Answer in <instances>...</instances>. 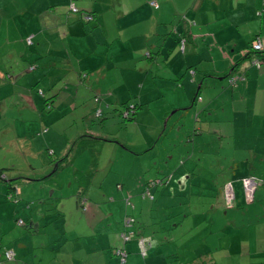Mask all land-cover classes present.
Returning a JSON list of instances; mask_svg holds the SVG:
<instances>
[{
	"label": "rangeland",
	"instance_id": "1",
	"mask_svg": "<svg viewBox=\"0 0 264 264\" xmlns=\"http://www.w3.org/2000/svg\"><path fill=\"white\" fill-rule=\"evenodd\" d=\"M187 1L192 3L193 0H175L174 3L183 6ZM185 13L182 12V18ZM173 17L175 20V13ZM93 33L91 37L96 39ZM187 45L191 48L189 43ZM75 46L71 71L52 73V78L62 75L55 88L51 89L52 83L36 87L24 85L27 88L12 85L0 92V167H15L5 170L0 177V255L4 258L8 250L17 254V261L6 264H36L43 257H46L44 264L50 263L48 258L56 257L60 250L56 249L57 242L50 252L48 249L53 239L60 237L59 231L68 227H72L71 236L78 232L74 240L81 242L84 238L85 245L99 249L104 234L109 239L116 238L114 229L122 224L126 229L131 224L128 219H134L133 227L146 231L145 236L152 241L154 238L155 244L151 250L150 245L142 246L136 239L126 243L121 235L117 247L126 248V253L130 252L128 258L136 256L135 264H257L256 254L248 244L254 241L256 229L263 227L260 224H264V199L257 200L256 194V201L249 203L244 179L254 176L261 182L264 180V133L253 124L251 116H235L238 107H245L242 100L243 104L239 101L235 108L226 102L227 94L222 93L233 91L229 74L221 80L222 74L209 72L205 83L208 88H202L199 93L202 98L196 102L194 97L184 101L189 106L195 103L188 111L177 110L179 106L171 108L169 103L174 102L178 98L177 91L183 89L179 81L158 78L155 82L152 73L150 76L147 72L140 74L130 67L102 70L97 66L104 60L103 56L87 52L82 43ZM248 48L241 54L222 53L220 57L207 58L200 53H185L180 47L179 56L182 55L183 62L201 61L199 80L204 76V68L231 72L230 68L239 64L249 52L250 43ZM137 56L138 51L136 56L130 57L131 61ZM194 67L197 66L187 70L189 77L193 76ZM137 74L143 77L138 84L130 81ZM189 79L193 83L186 87L195 88L197 93L200 83ZM65 81L83 86L72 90ZM26 96L31 98L30 104ZM203 99L204 104L212 103L208 113L199 116L197 108ZM125 104L132 108L138 105L134 119L128 120L121 114ZM100 108L105 113L97 115L96 110ZM83 115L87 117L91 132L98 135L94 137L102 142L103 152L95 156L102 157L105 167L98 172L92 170V174L98 173V179L94 178L96 187L105 181V189L111 192L106 193L104 209L112 211L115 218L113 222L108 221V215L102 214L107 224L102 228L108 230L106 233L98 227H90L89 216H96L97 223L99 214L91 209L86 213L78 211L81 205L79 187L92 176V171L86 167L94 153L87 150L77 157L75 164L70 163L61 170L56 186L50 178L56 165L47 172L48 160L51 158L53 164L58 159L52 158L53 145L63 146L73 131L84 123ZM21 168L23 174H19ZM81 168L84 169L82 174L77 172ZM6 173L12 181L5 179ZM155 178L163 179V183L150 188L148 195V182ZM180 180L183 184L178 188ZM226 182H232L236 189L233 207L220 191ZM10 183L16 187L11 188ZM260 188L259 193L264 190V184ZM42 196L46 200L40 199ZM21 199L24 202L21 203ZM99 202L96 197L87 200V208ZM176 203L181 205L176 206ZM42 205L49 207V212L43 213L50 214L48 227L36 235L24 234L29 224L21 226L18 220L26 221L32 211L38 217ZM187 213L189 215L183 219ZM131 227H127L130 232ZM157 241L163 244L160 249ZM105 252L109 257L110 251ZM114 252L116 262L122 263L117 250ZM63 253L71 256L70 250Z\"/></svg>",
	"mask_w": 264,
	"mask_h": 264
},
{
	"label": "crops",
	"instance_id": "2",
	"mask_svg": "<svg viewBox=\"0 0 264 264\" xmlns=\"http://www.w3.org/2000/svg\"><path fill=\"white\" fill-rule=\"evenodd\" d=\"M152 1H156L160 6L155 7ZM72 2H75L81 11L83 10V13L71 11ZM174 2L175 0H0V92L12 85L27 88L52 83L51 89L55 88L59 80L62 79V75L52 78V73L55 74L56 70L59 72L71 71L72 56L76 55L75 45L82 43L87 52L103 56L104 60L97 66L102 70L107 67L119 70L130 67L134 72L140 74L147 72L150 76L152 73L155 82L158 78L167 79L171 82L179 81L183 85V89L177 91L178 98H175L174 102L170 101L169 105L171 108L179 106L177 110H190L195 103L189 106L184 101L187 102L193 97V100L197 101L200 90L204 87L208 88L205 83L210 76L209 72L217 71V73L222 74L220 75L221 78L218 77L221 80L230 72L229 70L219 71L216 68L212 70L204 68L202 69L204 76L198 80L200 74L198 64H201V61L183 62L182 55L179 56L182 52L180 49L181 40L185 38L186 41L185 53H200L207 58H217L222 53L236 55V53L246 52L249 49V43L251 46L252 42L259 37L264 40V0H193L192 3L187 1L183 6L176 5ZM184 11H186V15L182 18ZM85 12L92 15L90 21H85ZM174 13L176 15L175 20H178L179 23L174 20ZM171 17L173 19L170 20ZM193 20L197 22L195 25H192ZM93 32L96 33V39L91 37ZM99 39L100 43L98 42ZM188 43L191 48H187ZM80 50L83 48L81 47ZM136 51H138V56L134 61H131L130 57L136 56ZM203 51L206 52L203 53ZM254 56L253 53L250 56L247 54L235 70L236 73L245 74L246 80L240 81L235 86L229 82L233 91L225 90L222 94H227L226 102L231 103L234 108L238 106L239 101L241 105L244 103V108L241 106V108L238 107V111L235 110L238 113H235V116H251L253 124L264 133V67L259 69L251 63V58ZM118 57H123V59L119 60ZM246 60L249 63H246ZM193 66L197 67H194L193 76L189 77L190 72L187 70ZM140 74L132 76L130 81L138 84V81L143 78ZM189 78L198 80L197 82L200 83L197 93H195V88L186 87V85L193 83ZM49 79L51 81H48ZM65 83H69L67 86L72 90H77L83 86L73 82L65 81ZM69 93L72 95L71 91ZM250 96L253 97L249 99ZM46 100H50V98ZM26 102L30 104L31 98L27 97ZM51 102L54 103V100ZM204 102L205 99L197 108L199 116L206 115L212 103V101L205 104ZM81 119H84V123L79 129L73 131L74 134L69 139L67 138L68 140L63 146L58 148L53 145L55 149L52 158L57 157L58 159L51 164L50 158L46 163L47 172H50L54 165H56L54 167L56 169L59 164L58 173H52L53 176L50 174L53 186L58 183L61 170L69 166L70 163L75 164L77 157L86 154L87 150L94 153L92 154L93 160L86 167L89 168L88 170L98 172L105 167V163H101L102 157L95 156L103 152L100 144L102 142H98L100 139L86 136L96 134L91 132L92 128L87 123L86 115L81 116ZM81 135H85L86 144H80L76 149H73L72 144ZM71 138L72 142L70 141ZM82 142L84 143V140ZM28 148L30 149V147ZM32 148L34 147L32 146ZM47 149L49 150V147ZM14 168L7 167V169ZM18 170L20 171L19 174H23L22 168ZM83 170L82 168L77 169V172L82 174ZM92 173L93 171L90 174ZM97 174H92V176L87 177L86 181L81 182L78 191L81 205L78 211L82 210L86 213L91 209L94 213L99 214L100 219L97 223L96 216L94 218L91 215H86V217L89 216L91 228L98 227L106 233L108 230L102 228L103 225L107 226L106 221L102 219V214H107L108 221L112 220V222L115 215L112 211L107 212L104 209L105 200L108 196L106 193L111 192L105 189V181L100 183V187H96L94 178L98 179ZM191 175L193 174L190 173ZM5 176V179L8 180L9 175L6 173ZM182 184L183 182L180 180V183L177 184L178 188ZM263 184L264 180L260 187ZM10 185L11 188L15 186L13 183ZM220 189L222 194L223 188ZM260 189L257 192V200L258 198H260L259 200L264 199V190L259 193ZM43 196L40 199L44 201L46 197ZM95 197L100 201L99 205L95 204L89 209L82 207V198L90 201ZM22 202L24 200L21 199ZM55 206L57 207V205ZM45 210L49 212V207L42 205L38 217L33 211L28 215L26 221L29 224L28 228L31 231L34 230L32 231L33 235L41 232L44 227L45 229L48 227L47 218L50 214L43 215ZM63 215L66 214L63 213ZM188 215L189 213L183 216V219ZM171 218L173 219V217ZM251 218H253L252 213ZM86 223L88 225V219ZM66 225L68 226V224ZM260 226H263L262 229H256V237L248 246L256 254L257 264H264V224H260ZM71 229L72 227L61 229L59 231L60 237L53 239L48 251L50 252L53 249V244L57 242L56 249L60 250V253H57L56 257L48 258L50 263L45 264H118L114 258L117 256L114 250L121 243V232L125 229V225H119L114 229L113 233L116 238L109 239L104 234L105 238L99 244V249L85 245L84 238L81 242L74 240L78 232L75 231L72 234L75 236L72 237L70 235ZM26 232L28 233V231ZM26 232L24 234H27ZM143 232L146 234V231L143 230ZM67 234L71 236V239L69 236L68 239H62ZM153 241L149 243V248L152 247L151 250L155 245ZM155 243L159 245V249L163 245L159 241ZM29 244H32L30 238ZM102 245H106V247H102ZM64 250H70L71 256L68 254L65 256ZM105 251H110L109 257ZM45 258H40L36 264H44ZM136 258L134 255L127 257V261L123 264H135ZM2 259L4 258L0 255V260Z\"/></svg>",
	"mask_w": 264,
	"mask_h": 264
},
{
	"label": "trees",
	"instance_id": "3",
	"mask_svg": "<svg viewBox=\"0 0 264 264\" xmlns=\"http://www.w3.org/2000/svg\"><path fill=\"white\" fill-rule=\"evenodd\" d=\"M153 2H156V1H152V3ZM73 3H75V2H72V4ZM75 5H76V3H75ZM154 5V4H153ZM77 6V5H76ZM155 6V5H154ZM160 6V5H159ZM156 7V6H155ZM77 8H78V12H75V13H79V12H82L83 13V10L81 11V9L77 6ZM71 11H73L72 10V8H71ZM74 12V11H73ZM86 14L84 15V19H85V21H90V20H87V16H92L90 13H87V12H85ZM196 24V22H193L192 23V25H195ZM191 25V26H192ZM185 38H183L182 40H181V44H183V43H185L186 41L184 40ZM257 39H262V38H257ZM257 39H255V40H257ZM254 40V41H255ZM31 41H32V39H31ZM254 41L252 42V44H251V50H249V52L247 53L249 56L251 55V53H253V54H255V56L254 57H252L251 58V63H253V61L254 60H260V61H264V49H262V50H255L254 48H253V43H254ZM33 42V41H32ZM30 44V43H29ZM254 64V63H253ZM238 65L239 64H237L236 66H233V68H232V70H231V72H230V74H229V82H230V78L232 77V76H238V79H237V83L236 84H238L240 81H243V80H246V75L245 74H242V73H236L235 72V70L237 69V67H238ZM256 67H258V65L257 64H254ZM235 67V68H234ZM264 67V63H263V65L261 66V67H258L259 69H262ZM235 84V85H236ZM235 85H233L232 84V86H235ZM200 98H202V97H200V94L198 93V95H197V100L198 99H200ZM98 100H99V98H98ZM136 107L138 106V105H135ZM86 136H88V137H92V138H96V139H100V138H98V137H94V136H96V135H86ZM101 137V136H100ZM86 137H85V135H81L80 136V138H77L75 141H74V143L72 144V148L73 149H76V147H78V145H80V144H86ZM82 140H84V143L82 142ZM88 144V143H87ZM58 169H60V168H57V171H58ZM5 170H7V167H3V168H0V177H2V175L4 174V172H5ZM157 178H155V179H153V181L151 182V183H149L148 182V186H149V189L150 188H152V187H155V186H157V185H159V184H161L160 182H157V180H156ZM228 183H230V182H226L225 184H224V187H223V192H224V194L226 195V192H225V189H226V185L228 184ZM262 184V182H261V180H259V186H258V189H259V187H260V185ZM258 189H257V191H258ZM235 191H236V189H235ZM257 191L255 192V196H254V199H255V197H256V194H257ZM237 194V193H236ZM144 196H148L146 193L144 194ZM256 200V199H255ZM177 205H181V203H176V206ZM86 206H87V204H86V201L83 199V201H82V207L85 209L86 208ZM178 214H176L175 216H177ZM20 220H23L22 221V223H20L19 221ZM183 221V220H182ZM181 221V222H182ZM135 222V220L134 219H130V222H129V224L130 225H127V227H130V226H132L131 228H132V231L130 232L128 229H127V227H126V229L125 230H123L122 232H121V235L123 234V233H126L128 236H129V239L128 240H125V242L126 243H128L129 241H132V239L134 238V237H136L135 239H137L138 238V241H139V243L142 245V246H146V244L147 245H149V243H151L152 242V239H150L149 237H147V236H145V234H144V232H143V230L142 229H140V228H134L133 227V223ZM18 224L19 225H21V226H25L26 224H28V222L27 221H25L24 219H19L18 220ZM154 224H156V223H154ZM29 227V225H26V227ZM27 227V228H28ZM28 230V232L30 231V232H32L31 231V229L30 228H28L27 229ZM133 232V233H132ZM27 233V232H26ZM124 238V237H123ZM125 239V238H124ZM115 250H124V251H126V248H124V247H116L115 248ZM10 250H8L7 252H5V254H4V259L3 260H0V264H6L7 263V261L9 262H14V261H17V254H16V252H15V255L12 257V258H9L8 256H7V253L9 252ZM128 253L129 252H127V255H128ZM121 257V256H120Z\"/></svg>",
	"mask_w": 264,
	"mask_h": 264
},
{
	"label": "built area",
	"instance_id": "4",
	"mask_svg": "<svg viewBox=\"0 0 264 264\" xmlns=\"http://www.w3.org/2000/svg\"><path fill=\"white\" fill-rule=\"evenodd\" d=\"M152 4H154L156 7H159V4L157 2H153ZM71 8L74 12H78V8L77 6L75 5V3H73L71 5ZM92 19V16H87V20H90ZM182 49L184 50V47H185V43L182 44ZM253 48L255 50H262L264 49V40L263 39H257L254 41L253 43ZM254 64H257L258 67H261L264 63V61H260V60H254L253 61ZM237 79H238V76H232L230 78V83L235 85L237 83ZM258 186H259V180L258 178L254 177V176H250V177H247L244 179V189H245V192H246V197L248 200H251V199H254V196H255V192L257 191L258 189ZM225 192L226 193V198H227V202L230 206H233V203L235 202V187L233 185L232 182L228 183L226 185V189H225ZM148 195H150V189H148V192H147ZM23 220H20L19 222L22 223ZM130 221L128 220V223ZM122 236L125 238V240H128L129 239V236L126 234V233H123ZM118 254L121 256L122 258V264L124 262H126V257H127V253L126 251L124 250H118L117 251ZM145 254H147V251H145ZM15 255V252L13 250H10L8 253H7V256L9 258H12L13 256Z\"/></svg>",
	"mask_w": 264,
	"mask_h": 264
},
{
	"label": "flooded vegetation",
	"instance_id": "5",
	"mask_svg": "<svg viewBox=\"0 0 264 264\" xmlns=\"http://www.w3.org/2000/svg\"><path fill=\"white\" fill-rule=\"evenodd\" d=\"M129 104V103H128ZM137 108H138V106L136 107V106H134L133 108L130 106V105H127V104H125L124 105V110H122V112H121V114L122 115H124V117L126 118V119H128V120H132V119H134V116L133 115H136L137 114ZM96 112H97V115L99 114V115H102L103 113H105V111H102V109L100 108V109H97L96 110ZM104 140H106V139H104ZM109 141H112V140H109ZM54 153V151H52V154ZM59 163V162H58ZM58 166H59V164L57 165V168H58ZM57 168L56 169H54V171H52V173L53 174H55L56 172H57ZM59 170V169H58ZM51 173V174H52ZM58 173V172H57ZM157 180V182H160L161 184L163 183V179H159V178H157L156 179ZM151 190V189H150ZM85 201H87V199L85 200ZM233 207V206H232ZM86 209H87V206H86ZM129 220V219H128ZM127 220V221H128Z\"/></svg>",
	"mask_w": 264,
	"mask_h": 264
},
{
	"label": "water",
	"instance_id": "6",
	"mask_svg": "<svg viewBox=\"0 0 264 264\" xmlns=\"http://www.w3.org/2000/svg\"><path fill=\"white\" fill-rule=\"evenodd\" d=\"M236 192V191H235ZM235 199H236V194H235ZM255 199L248 200L249 203L253 202Z\"/></svg>",
	"mask_w": 264,
	"mask_h": 264
}]
</instances>
